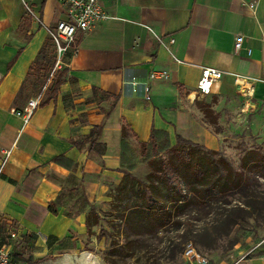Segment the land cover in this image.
<instances>
[{
    "label": "crops",
    "instance_id": "crops-1",
    "mask_svg": "<svg viewBox=\"0 0 264 264\" xmlns=\"http://www.w3.org/2000/svg\"><path fill=\"white\" fill-rule=\"evenodd\" d=\"M99 1L109 18L80 32L77 53L52 75L56 62L47 73L34 68L45 48L57 61L47 27L66 19V8L59 0H0V163L1 149L12 148L0 177V228L33 238L37 253H54L53 264H104L98 246L81 242L92 208L124 176L123 127L140 144L159 130L173 144L179 135L217 151L220 139L201 125L195 104L242 94L264 101V0ZM156 36L175 43L167 50ZM237 36L245 38L240 53ZM204 68L223 73L205 96L198 89ZM63 69L66 80L48 100ZM158 70L169 79H152ZM40 93L24 126L15 111ZM94 127L100 134H91ZM235 264H264V254Z\"/></svg>",
    "mask_w": 264,
    "mask_h": 264
},
{
    "label": "rangeland",
    "instance_id": "rangeland-1",
    "mask_svg": "<svg viewBox=\"0 0 264 264\" xmlns=\"http://www.w3.org/2000/svg\"><path fill=\"white\" fill-rule=\"evenodd\" d=\"M242 96V99L236 97L226 101L203 99L195 104L202 114L201 125L217 134L221 142L217 153L210 155L208 151L211 149L204 142L193 141L198 145V152L218 160L224 157L236 170L242 169L243 158L249 152L258 151L264 155V101L253 100L245 97V94ZM245 98L251 100L246 101ZM205 107L212 108L214 115L207 116ZM128 140L133 148L132 154L140 159L141 144L130 133ZM168 156L162 155L164 158ZM151 171L148 163H140L133 173L146 181ZM249 182L257 186L247 189L245 183L236 193L214 198L210 208L191 211L185 218L184 229L162 230L143 242L142 247L135 249L127 243L124 221L121 219L128 195L119 192L120 183L112 184L106 192L108 201L102 206L93 207L100 214V222L94 224L95 219L90 215L92 228L83 236L81 243L86 249L98 246L104 264H192L184 255L189 243L193 244L200 256L199 262L193 261V264H235L246 256L264 254V210L258 208L252 216L233 226L223 225L221 222L228 218L218 214L233 206L253 211L249 202L255 205L264 203V178L251 175ZM187 230H191L190 238H185ZM7 231L1 232L0 243L7 244L16 264H53L54 253L39 254L33 238L20 236L13 239ZM101 233L105 235L99 239Z\"/></svg>",
    "mask_w": 264,
    "mask_h": 264
},
{
    "label": "trees",
    "instance_id": "trees-1",
    "mask_svg": "<svg viewBox=\"0 0 264 264\" xmlns=\"http://www.w3.org/2000/svg\"><path fill=\"white\" fill-rule=\"evenodd\" d=\"M55 62L56 58L45 48L41 50L34 70L38 74L43 71L47 73L54 67ZM66 77L67 69L56 73L48 93V100L57 96ZM204 110L207 116L214 115L212 108L205 107ZM91 132V134H100V127H94ZM122 132L119 171L124 176L118 185V190L128 195V203L122 211L121 219L124 221L127 243L133 245L132 249L142 247L143 242L162 230L184 229L185 218L191 211L210 208L214 198L236 193L245 183L247 189L250 186H257L249 182L251 175L264 178V155L258 151L249 152L243 158L242 169L236 170L224 157L218 160L212 156L202 155L197 150L198 145L191 140L178 135L176 144H173L167 132L153 130L150 140L141 143L142 157L138 159L132 154L133 148L128 140L129 129L123 127ZM74 144L80 143L74 142ZM208 153L211 155L217 152L209 150ZM163 154L169 156L164 158ZM55 161L65 165L63 157H57ZM140 163H148L151 167L152 171L146 181L139 179L133 173ZM249 205L253 206V211L241 206H233L226 208L225 212H219V216L228 218L221 223L225 226L237 225L240 220L252 216L258 208L264 210V203L255 205L249 202ZM49 209L51 212L55 211L53 205H50ZM91 215L95 219L94 224H98L101 217L94 208ZM91 228V216H89L88 233ZM3 231L5 230L0 228V235ZM104 235L101 233L98 238L101 239ZM190 236L191 230H187L185 238ZM112 245L115 246V243Z\"/></svg>",
    "mask_w": 264,
    "mask_h": 264
},
{
    "label": "built area",
    "instance_id": "built-area-1",
    "mask_svg": "<svg viewBox=\"0 0 264 264\" xmlns=\"http://www.w3.org/2000/svg\"><path fill=\"white\" fill-rule=\"evenodd\" d=\"M61 5L66 8L67 18L60 20L53 27H47V32L50 35L57 52L56 65L53 68L52 75L59 69L63 58L66 54L72 52L76 54L78 51L77 36L80 32H85L93 29L98 23L107 20L108 14L102 7L99 0H59ZM30 10V9H29ZM31 11V10H30ZM157 40L167 50L175 43L174 38H170L169 42L165 41L162 36H156ZM245 38L237 36L235 39V52L240 53L244 48ZM252 50L248 49V54ZM51 75V76H52ZM223 73L217 69L204 68L202 76L199 81L198 89L202 95L211 94L215 80L222 77ZM152 79L168 80L169 72L167 70H158L150 73ZM43 99V93H40L36 98L30 99L22 111H15V114L23 120V125L26 126L35 110L40 105ZM1 154L3 156L0 163V177L12 155V148H2ZM8 235L13 239L19 237L18 230L15 227L9 228ZM184 255L192 262H199L200 256L192 243H189L185 248ZM0 264H16L13 261V256L5 242L0 243Z\"/></svg>",
    "mask_w": 264,
    "mask_h": 264
}]
</instances>
